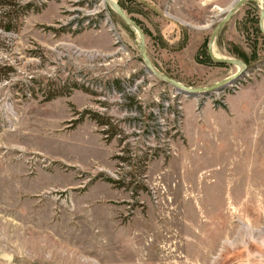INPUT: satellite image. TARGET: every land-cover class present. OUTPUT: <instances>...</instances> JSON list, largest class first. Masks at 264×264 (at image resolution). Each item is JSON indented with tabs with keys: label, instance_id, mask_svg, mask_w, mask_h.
I'll return each mask as SVG.
<instances>
[{
	"label": "rangeland",
	"instance_id": "374dc122",
	"mask_svg": "<svg viewBox=\"0 0 264 264\" xmlns=\"http://www.w3.org/2000/svg\"><path fill=\"white\" fill-rule=\"evenodd\" d=\"M236 1L115 0L154 67L189 87L239 70L208 52ZM262 8L243 2L213 42L242 75L191 96L150 72L105 0H0L15 27H0V264H264ZM248 91L261 94L242 132L255 143L238 150L224 108Z\"/></svg>",
	"mask_w": 264,
	"mask_h": 264
},
{
	"label": "water",
	"instance_id": "95a60500",
	"mask_svg": "<svg viewBox=\"0 0 264 264\" xmlns=\"http://www.w3.org/2000/svg\"><path fill=\"white\" fill-rule=\"evenodd\" d=\"M245 1L246 0H237L235 3H233V6L229 9L227 14L225 16H223V19L218 24V26L215 29H213L214 31L212 32V35L210 37V41L208 43L209 44L208 52L210 55L209 57H211L212 60H214L217 63H224V64H230V65L238 66L239 70L232 77L226 78L222 81L217 82V84H214V85L208 86V87H189L185 84H182L180 81H177L174 78L164 74L163 72H159V70H157L154 67V65L152 64V62L148 58V55L146 52V35H145V33H143L144 30L141 28V26L136 21H133V19L130 16H128L126 11L123 8H121L120 5H118L115 1H111L110 5L124 19V21H126L128 24H130L134 28V30H136L137 33H139L140 38H141L140 50H141V54L143 56L142 59H144V61L147 65L148 69L150 70V72H152V74H154L155 76L160 78L162 81H165V82H167V84H170L172 87L177 89V91H179L181 93H185L186 95L196 96V95L207 94V93H210L211 91H214V90H220L226 84L232 83V81L239 78L242 75V73L246 70L247 65L243 61L233 59V58L217 57V56H215L214 50H213V46H214L213 42H215V39H216V36H217L219 29L227 22V20L230 18V16L234 12H236L239 9V7L243 4V2H245ZM260 29L264 34V0H263V8H262L261 16H260Z\"/></svg>",
	"mask_w": 264,
	"mask_h": 264
},
{
	"label": "crops",
	"instance_id": "0c3cea01",
	"mask_svg": "<svg viewBox=\"0 0 264 264\" xmlns=\"http://www.w3.org/2000/svg\"><path fill=\"white\" fill-rule=\"evenodd\" d=\"M247 97L249 98L250 100H252V103H251V106L250 107V110L249 112H243V113H238L239 111L234 108L235 105L232 104V101L237 98V97ZM250 96H252L250 98ZM261 99V94L258 95V92H252V91H248V92H242V93H239V94H236V95H233L229 100H228V107L226 106L224 109L227 110V108L230 110L231 114H236V120L232 121L231 119V115L226 111V114L224 115L225 119H226V126H222V129H225V135L223 136V139L225 140V142L228 143V145H230V147H234L236 149H241L243 148L245 145H253L255 143V137L253 135V131L254 129L251 128L248 133L250 134H243V130H244V124H245V121H253L257 119L258 117V106H259V101ZM223 133V132H222ZM224 134V133H223ZM212 139H214L212 137ZM216 144V143H215ZM252 156V155H251ZM250 156V157H251ZM249 157V158H250ZM242 160V159H241ZM240 160H239V157L234 161L230 162V163H226L228 165H233V164H240ZM257 164L260 165V164H263L264 165V162H259L258 159H257ZM261 174V173H260ZM258 175V174H257ZM264 176V172L262 174ZM255 176H254V179L253 181H255ZM248 179V178H247ZM255 191V190H254ZM253 191V192H254ZM248 194L249 196H253L252 192H248L246 193Z\"/></svg>",
	"mask_w": 264,
	"mask_h": 264
},
{
	"label": "trees",
	"instance_id": "16d2710c",
	"mask_svg": "<svg viewBox=\"0 0 264 264\" xmlns=\"http://www.w3.org/2000/svg\"><path fill=\"white\" fill-rule=\"evenodd\" d=\"M11 18H9L8 16V20L9 22H7L6 24H3V22L0 20V27L3 28L6 31H12L15 30V27L12 23L11 20H9ZM94 119L97 121V123L101 126H104L105 129L102 130V133L106 136V140H111V138L113 139V137H115L118 133H117V128L115 126L112 125V123L110 122L109 119H105V117L100 116L98 114H93ZM120 159H122V161H124L126 164H129V159L127 158H123L120 157Z\"/></svg>",
	"mask_w": 264,
	"mask_h": 264
},
{
	"label": "bare ground",
	"instance_id": "6f19581e",
	"mask_svg": "<svg viewBox=\"0 0 264 264\" xmlns=\"http://www.w3.org/2000/svg\"><path fill=\"white\" fill-rule=\"evenodd\" d=\"M111 1H115V0H105V2H108L109 4H110ZM213 50H214V47H213ZM214 54L218 55L215 51H214ZM237 68H238V66H237Z\"/></svg>",
	"mask_w": 264,
	"mask_h": 264
}]
</instances>
